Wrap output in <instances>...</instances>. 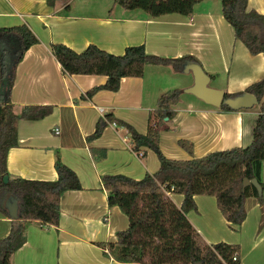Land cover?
Listing matches in <instances>:
<instances>
[{"label": "crops", "instance_id": "0c3cea01", "mask_svg": "<svg viewBox=\"0 0 264 264\" xmlns=\"http://www.w3.org/2000/svg\"><path fill=\"white\" fill-rule=\"evenodd\" d=\"M107 1L114 8L113 0H0V27L25 24L37 38L15 66L9 100L16 112L30 105L53 108L41 119L17 122V145L7 153V171L24 179L52 181L57 178L54 162L58 157L75 172L81 186L61 195L56 225L27 221L25 242L11 256V264H141L117 261L97 245L115 242L116 232L128 226L126 215L117 206H108L100 176L123 174L140 179L145 173L155 172L159 161L146 147L134 151L124 128L112 121L99 137H86L94 131L99 118L106 120V114L145 134L149 117L155 110L154 99L156 105L159 95L167 91H163L166 83L163 75L178 73L172 65H147L142 76L121 78L117 91L99 90L90 98H83L92 87L103 84L106 77L63 73L51 54L52 43L64 44L75 52L94 44L115 55H121L127 46L143 44L147 53L166 58L193 55L206 72L214 74L212 56L228 44L227 38L223 43L219 31L224 24L229 27V57L233 58L235 50L243 52L245 62L252 69L244 79L230 83L224 92H241L264 76L262 54H250L241 41H235L231 26L221 14L202 8L195 9L190 17L177 13L158 17H149L147 13L117 14L105 4ZM248 7L264 14V0H248ZM229 64L232 65V60ZM227 70L225 67L224 71ZM176 106L169 130L162 131L159 137L162 153L165 155L164 146H168L176 154L168 158L201 157L214 151L210 148L211 142L221 150L226 149L224 146L233 147L232 144L245 147L251 141L256 113L195 108L190 100L185 107ZM178 139L192 143L189 158H185L187 152L177 144ZM260 181L264 199V162ZM166 194L180 207L182 194L169 191ZM194 200L197 213L190 211L187 217L206 243L236 244L240 264H264V226L246 234L239 233L247 218L248 206L254 208L250 212L253 211L258 228L257 208L264 203L247 197L245 219L231 229L217 209L213 195H195ZM10 223V216L0 212V238L8 234Z\"/></svg>", "mask_w": 264, "mask_h": 264}, {"label": "trees", "instance_id": "16d2710c", "mask_svg": "<svg viewBox=\"0 0 264 264\" xmlns=\"http://www.w3.org/2000/svg\"><path fill=\"white\" fill-rule=\"evenodd\" d=\"M201 1L113 0L127 10L142 9L149 17L169 13L190 17L195 5ZM220 14L231 26L234 38L241 41L250 54H262L264 58V14L249 8L248 0H220ZM36 42L37 38L25 24L0 27V212L8 215L4 208L8 196L18 202V216L11 219L8 234L0 238V264H11V256L25 242L27 221L56 225L61 195L68 190L81 189L75 172L58 157L54 162L57 178L52 181L24 179L11 176L7 171V153L17 145V122L41 119L53 109L50 105H30L16 112L15 105L9 100L15 66L24 51ZM50 50L65 74L106 77L103 84L92 87L81 96L83 98H90L99 90L117 91L121 78L140 77L147 65H172L178 71H183L189 62L201 65L190 54L166 58L147 53L143 44L127 46L121 55L109 53L94 44L75 52L64 44L52 43ZM205 73L210 80L214 79L213 74ZM244 92L253 94L259 104L250 143L245 147L214 150L197 158H168L159 147V131L169 130L168 124L175 115L174 107L180 95L178 89H169L156 99L145 134L138 133L126 122L111 118V114L105 115L106 120H97L87 139L99 137L107 123L112 121L125 129L134 151L146 147L159 161L155 172L145 173L140 179L123 174L100 176L101 188L107 192L108 206H117L128 219L127 228L116 232L115 242L97 243L107 250L105 254L120 262L141 264H240L238 245L223 241L206 243L189 221L187 213H197L195 195H213L217 209L232 229L245 219L247 197H254L261 204L264 202L254 186L242 187L246 177L256 178L263 189L260 170L264 162V76L243 91L226 92V95L234 97ZM218 110L233 111L226 103H222ZM177 144L192 155L193 145L189 140L178 139ZM4 177H7L6 181ZM168 191L182 194L180 207L166 194Z\"/></svg>", "mask_w": 264, "mask_h": 264}, {"label": "rangeland", "instance_id": "374dc122", "mask_svg": "<svg viewBox=\"0 0 264 264\" xmlns=\"http://www.w3.org/2000/svg\"><path fill=\"white\" fill-rule=\"evenodd\" d=\"M77 3L78 2H76L74 4V6H76ZM105 4H108V6H110V5H112V2L107 1V3H105ZM110 7L112 8L113 6H110ZM201 8L204 11H211L212 13L220 14V0H202V2L195 5V9L200 10ZM120 12H122V14L131 13V14H136V15L145 13L142 9H135L133 11L124 9L122 7L120 9L119 5L116 4L114 6V8H112V13L118 14ZM219 31L222 33L221 36L223 38V43L225 42L224 40L227 38L228 44L222 46L223 50L220 47L219 49H221V50H219L217 52V55L215 54L212 56V62L214 64V68H213L212 73H214L213 74L214 79L209 81L208 86L210 88H216V89H221L223 91H227L226 87H228L230 83L234 82V80L244 79L246 77L247 73L251 72L249 70V69H251V67L248 66V64L245 62V60L243 58L244 57L243 52L239 53L238 50L237 51L235 50V52L233 54V58L231 59V56L229 57V27H227V26L225 27V25L223 24V27L221 29H219ZM235 41H236V39H235ZM236 44H237V42H236ZM216 50L214 51V53H216ZM222 53H223V58L221 56ZM231 60H232V65L229 64ZM225 67L228 69L227 72L224 71ZM202 68L204 69L203 66H202ZM235 74H238V77H236ZM165 75H163V80L166 81V83L164 84L165 88L163 91L168 90V89H173V88H177L179 90L180 95H179V101H178L179 103L176 106L177 108L185 107L186 103L190 100L192 103V107L196 108V107L201 106V107H205V108L212 109V110H213V108H214V110H216V109L218 110V108L213 107L211 105H207L201 99L195 97L193 94L186 92V89L188 88V86H186L187 83L193 84V76H192L191 72L185 74V73H183V71H178V73H176V75L175 74L173 75L172 73H170L169 75L168 74H165ZM158 79H160V77H158ZM159 93H161V92H159ZM154 107H155V99H154ZM240 111L251 112V113L257 114L259 112V104L257 103L251 108L240 109ZM162 131L166 132L168 130L161 129L159 132L161 133ZM172 132H174V131H172ZM160 133H159V137H160ZM169 136L170 135L168 134L167 138H169ZM164 138H165V136H164ZM206 140H208V139H206ZM214 144H215L214 142H211L209 144L210 148H212L214 150H217L220 148V146H212ZM232 146H234V144H232ZM164 147H165L164 149L166 151L165 156L176 157V154L172 150H170V148H168V146L167 147L164 146ZM197 147L200 149L201 144L198 145ZM224 148H226V149L229 148V145L224 146ZM186 155H187V157H185V158L190 157V154L187 153ZM248 207L249 208H247V209H249V212H248V215H247L245 222L241 225L242 227L240 226V229H239L240 234H246V233H249V232L254 231V230L256 231V229L258 230L264 226V204L260 207V209L259 208H257L258 210L256 209L258 211L259 216H260L258 228H257V221L253 219V214H252L253 211H252V213L250 212L254 208H251L250 206H248ZM254 225H256V228Z\"/></svg>", "mask_w": 264, "mask_h": 264}, {"label": "water", "instance_id": "95a60500", "mask_svg": "<svg viewBox=\"0 0 264 264\" xmlns=\"http://www.w3.org/2000/svg\"><path fill=\"white\" fill-rule=\"evenodd\" d=\"M183 71L185 73L191 72L193 76V84L186 89L187 93L193 94L195 97L201 99L204 103L218 108L222 101L225 92L221 89L210 88L208 83L210 77L203 70L202 66L196 62L186 63ZM230 109L240 110L253 107L258 103L256 97L249 93L244 92L240 95H236L232 98H227L224 101ZM166 119V118H165ZM7 180V177H4V181ZM252 185L258 192V195L262 194V188L260 183L256 178L248 179L243 178L242 187ZM4 208L7 210L8 215L11 219H16L18 216V202L13 196H8L4 202ZM193 264H202L201 262H195Z\"/></svg>", "mask_w": 264, "mask_h": 264}, {"label": "flooded vegetation", "instance_id": "af4514ba", "mask_svg": "<svg viewBox=\"0 0 264 264\" xmlns=\"http://www.w3.org/2000/svg\"><path fill=\"white\" fill-rule=\"evenodd\" d=\"M227 98H232V97H228V96L226 95V92H225L222 103H225L224 101H225ZM222 103H221V104H222Z\"/></svg>", "mask_w": 264, "mask_h": 264}, {"label": "built area", "instance_id": "2783aa9c", "mask_svg": "<svg viewBox=\"0 0 264 264\" xmlns=\"http://www.w3.org/2000/svg\"><path fill=\"white\" fill-rule=\"evenodd\" d=\"M232 259L235 260V257L233 256Z\"/></svg>", "mask_w": 264, "mask_h": 264}]
</instances>
